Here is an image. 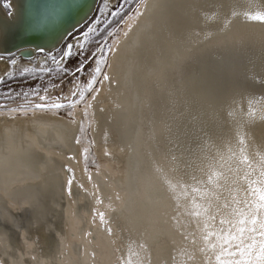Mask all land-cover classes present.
I'll list each match as a JSON object with an SVG mask.
<instances>
[{
    "label": "bare ground",
    "instance_id": "bare-ground-1",
    "mask_svg": "<svg viewBox=\"0 0 264 264\" xmlns=\"http://www.w3.org/2000/svg\"><path fill=\"white\" fill-rule=\"evenodd\" d=\"M31 1L0 0V71L9 53L22 63L53 52L97 5L22 42ZM256 11L264 0H138L108 42L109 80L87 116L81 105L0 107V264H207L202 221L179 185L222 202L228 185L207 176L236 166L239 138L251 159L264 154V23L245 15Z\"/></svg>",
    "mask_w": 264,
    "mask_h": 264
},
{
    "label": "snow or ice",
    "instance_id": "snow-or-ice-1",
    "mask_svg": "<svg viewBox=\"0 0 264 264\" xmlns=\"http://www.w3.org/2000/svg\"><path fill=\"white\" fill-rule=\"evenodd\" d=\"M130 2L131 0H123V3L110 15L113 17L120 16L124 10V5ZM5 6L10 7L8 4ZM106 9L107 2L104 8L100 9V12L104 13ZM141 14L140 8L137 6L133 15ZM245 15L250 20L264 23V11L245 13ZM102 22L111 23L107 18L101 21V18L97 16L94 22L86 25L79 34L73 33L71 42H65L62 48L55 51V54L46 53L44 48L38 49V52L46 54L55 66L53 69L45 65L41 67L40 71L51 73L55 70L61 82L68 79L73 86L70 89V95L65 96L61 93L53 99L47 95L48 89H44L45 94L43 95L33 89V94L39 96L40 102L27 99L29 93L25 92L23 94L26 98L25 102L18 108H9L8 111L61 110L64 108L74 110L77 105H81L85 116H87L88 110L92 107L91 101L95 100L96 94L100 90L98 85L109 80L108 73L103 69L108 67V54L115 50L107 42L108 37L113 36L112 31H109L107 36H102L103 42L98 41L95 47H88L91 35L98 31L96 25ZM128 27L130 29L131 25L129 24ZM124 34L127 35V32ZM2 59L4 57L0 56V60ZM9 64L15 66L17 60L11 58ZM32 71H34L33 68L24 67L19 74L23 76L24 73ZM14 75L13 71L5 73L7 77ZM3 79L4 76H0V80ZM81 82L83 83L81 84ZM56 86L58 87V85ZM89 94H91V100L87 98ZM249 114H253L251 104ZM79 142V138H77V143ZM239 145L238 153L229 150L231 155L228 159L230 161L235 160L236 166L228 169V175L212 171L207 176V183L216 189L224 187L218 183L222 177L224 184L229 187L230 198L221 202L219 196L213 192L202 190L197 186L179 185L185 197L191 196L188 202L190 204L188 214L193 219L202 221V240L205 247L201 248V251L213 254L208 258L207 264H264V154L258 152L256 154L257 159H251L247 154V145L243 136L239 138ZM83 151L86 153L88 149L85 148ZM209 167L212 168L213 165L210 164ZM68 171L70 176L67 183L71 186L75 176L71 168H68ZM89 179H91L90 175ZM169 187L174 189L176 185L169 182ZM213 197L217 201L216 204L212 203ZM205 199L208 200L206 205L199 202ZM99 218L102 224L106 223L103 212L99 213ZM108 231L111 232V229L109 228ZM140 247L144 248L145 245L141 244ZM124 264H131V260L125 261Z\"/></svg>",
    "mask_w": 264,
    "mask_h": 264
},
{
    "label": "rangeland",
    "instance_id": "rangeland-1",
    "mask_svg": "<svg viewBox=\"0 0 264 264\" xmlns=\"http://www.w3.org/2000/svg\"><path fill=\"white\" fill-rule=\"evenodd\" d=\"M7 1V0H6ZM138 0H131L130 3L124 5V10L121 12L120 16L113 17L110 15L112 11H115L116 8L120 6V4L123 3V0H114L107 2V9L104 13L100 12L101 8H104V5L106 3V0H97L96 6L94 8V11L91 13V15L85 20L83 24H81L78 28L73 30L69 35L65 38V40L59 45L55 50H53V54H55V51L62 48L65 42H71L72 40V34L76 33L79 34L82 30L85 29L86 25H90L91 22H94L95 18L99 16L101 18V21H104L105 18L111 21V23H100L96 25L98 31L96 34H92L90 38V42L88 44V47H95L97 42H103L102 36H107V33L109 31H112L113 34L116 31L117 27L120 25L121 21L125 17V15L132 10V8L136 5ZM5 8L10 11L11 7ZM113 40V36L108 37V41ZM78 46V45H77ZM13 54V55H9ZM7 54L8 60L11 58L19 59L20 54L16 52H12ZM39 56H38V55ZM41 53H36V56L40 57ZM35 55L24 57L22 63H17V66L9 67L8 69L1 70L0 76H4L7 71H13L15 75L13 77H7L4 76L3 80H0V107L5 108L7 106H20L25 102L24 93L28 92L29 95L27 99L33 101V102H40L39 96L33 94V89H36L39 94L43 95L44 89H48L47 95L49 97H52L53 99L57 96H59L61 93H63L65 96H68L70 94V89L73 87L72 83L68 79H64L63 82H61L57 72L53 70L51 73H44L41 72V67L47 65L48 67H51L55 69V66L51 63V61L48 59L47 56H43V60H41L39 63L38 59ZM37 60H36V59ZM28 60L31 61V63H28ZM35 61V62H34ZM33 62V63H32ZM36 64V65H33ZM40 66H37V65ZM24 67H31L34 69L32 72L24 73L23 76H21L19 73ZM3 72V73H2ZM83 82H81L82 84ZM58 85V87L56 86ZM71 85V86H70ZM11 90V91H10ZM69 93V94H68ZM67 94V95H66ZM67 108L61 109V111L65 110Z\"/></svg>",
    "mask_w": 264,
    "mask_h": 264
},
{
    "label": "water",
    "instance_id": "water-1",
    "mask_svg": "<svg viewBox=\"0 0 264 264\" xmlns=\"http://www.w3.org/2000/svg\"><path fill=\"white\" fill-rule=\"evenodd\" d=\"M88 1L89 0H32L26 24L30 27L32 26L31 30H33V32H26L28 38L23 39L22 42L30 41L31 38L32 40H37L40 37L54 34L59 26L71 22L74 15L81 11ZM84 9H82V11ZM75 26L76 25L71 26L68 32Z\"/></svg>",
    "mask_w": 264,
    "mask_h": 264
}]
</instances>
